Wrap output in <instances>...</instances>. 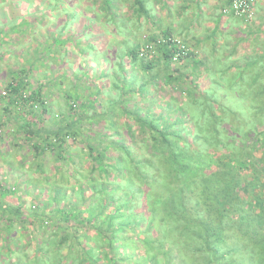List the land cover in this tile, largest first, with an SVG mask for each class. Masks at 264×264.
<instances>
[{"label": "trees", "instance_id": "trees-1", "mask_svg": "<svg viewBox=\"0 0 264 264\" xmlns=\"http://www.w3.org/2000/svg\"><path fill=\"white\" fill-rule=\"evenodd\" d=\"M129 1L145 13L140 0ZM87 2L106 20L101 26L97 15L85 18L87 30L107 44L97 55L106 56L113 37L122 34L130 68L140 66L138 86L133 89L134 71L129 76L118 65L119 98L108 110L109 134L102 135L82 121L77 113L82 104H73L66 92L63 109L52 113L59 86L47 91L50 82L37 77L39 63L50 68L43 63L48 52L29 57L10 74L0 94L4 110L12 108L23 119L28 107L25 123L16 129L25 143L34 137L38 143L29 151L28 180L0 184V255L6 258L1 264H264V86L250 90L243 69L238 80L230 68L215 77L187 45L176 61L167 46L141 58L145 44L173 36L131 47L128 24L116 20V0L68 4L85 9ZM76 15L81 9L71 16ZM29 27L25 20L9 30ZM64 44L56 38L50 50ZM262 75L255 73L252 82ZM148 91L163 95L155 107L140 105ZM29 116L41 125L36 132ZM76 143L80 151L72 150ZM31 178L53 191V207L46 210L47 201L24 210L14 197L13 186ZM48 225L51 230H45ZM14 227L27 231V246L12 236ZM90 243L95 247L85 248Z\"/></svg>", "mask_w": 264, "mask_h": 264}, {"label": "rangeland", "instance_id": "rangeland-1", "mask_svg": "<svg viewBox=\"0 0 264 264\" xmlns=\"http://www.w3.org/2000/svg\"><path fill=\"white\" fill-rule=\"evenodd\" d=\"M69 1L73 0H62V4L55 5L52 0H0V55H2V60L0 61V94L5 90L6 84L11 78L10 74L23 66L22 63L26 59H29V57L40 58L43 51H45V53L48 52L50 58H46L43 63L50 65L49 69H52V71L48 72L49 69L44 67L42 63H39L38 68L40 70L37 77L45 79L44 81L46 82H50L47 91L55 88V84L59 83V87L55 88L53 91L54 96L52 99L55 101H53L54 106L52 113H56L57 108L59 111L63 109L62 101L64 100V93L66 92L73 97V100L71 101L73 104H82L79 111H77L79 117L82 118V121L85 124L90 123L92 130H95L96 133L108 135L110 126L112 125L108 110L119 98L118 87L121 73L118 70V65L122 64L129 76L131 75L130 71H134V82L131 78V81L134 83V90L138 86L137 76H140V70L138 67L135 69L134 67L130 68L131 64L124 57V51L127 47L126 40H123V38L120 37L122 34L119 35L118 32L113 37L108 54L106 56L97 55L105 50L107 44L99 35L87 30L86 26L90 22L85 18H91L94 15H97L99 19L98 22H100L101 26L105 25L106 20L102 18L100 12L98 15L96 13V8L92 7L88 2L84 9L73 5L70 6L68 4ZM116 2L118 4L116 20L120 22L125 21V24H128L127 33L128 38L131 39V36H134L131 32L132 22L130 24V20H125L130 14L131 7L129 6L131 1L116 0ZM80 9L82 15H76V17L72 18L71 15L74 12L78 13ZM255 15L256 18L252 22H243L244 24H241L243 28H237L235 33L237 40L231 36L233 39V42L231 43H234V45L237 46L232 53H228L229 51L226 50V54L225 52H221V54L214 56V59L205 61V69L214 74V76H219L220 73L225 72L230 68L228 71L229 74H232L233 78L238 80L241 75L240 69H243L244 71H242V74L245 81H248L253 86L250 87V90L257 86H264V75H262L259 80L252 82V76H254L255 73L258 74V72H261L264 74V13L263 15H258L257 13ZM25 20H28L30 23V27L27 31L24 29H21L20 32L9 30L12 26L24 24ZM133 20L134 19H132V21ZM239 31L241 34L237 33ZM56 38L65 40L62 50H50V46ZM217 57H227L228 59H218ZM251 61H256L258 63L256 64L255 62V66L249 67ZM247 63H249V65H247ZM41 64L42 66H40ZM202 70L203 69H199L198 71ZM228 72L224 74V76H226ZM206 75L203 74L202 78L206 79ZM29 77L34 79L35 75L30 74ZM140 81L141 80L139 79V83ZM97 90H99V93L96 95ZM174 95L177 97L179 93L175 92ZM160 96L163 97V95L159 93L148 91L145 95L147 101H144L145 99L141 98L140 101L142 104L140 103V105L145 106L150 104L154 106L159 102L158 99ZM165 96L168 97L170 94L166 93ZM135 99L137 100L138 97L136 96ZM4 103L5 101L0 100V120L2 121V124L5 122V126L1 128L3 137L0 141L9 138L6 143L11 144L14 142V139L19 137V140L22 142H17L18 152L25 156L22 170L23 172L26 171L28 174L32 175V170L28 169V167L31 166V164L28 163L30 160L28 159L30 158L29 151H33V144H37L38 140L34 137L33 142L25 143L26 140H24L23 134H20L16 129L17 125L25 123L24 113L25 111H29V108L26 107V109L21 112V115L23 116L22 119L21 116H18V112L14 111L12 108L10 110L11 112L5 111ZM156 108H158V106ZM3 116H6V119L3 120ZM29 117L31 122H35L33 131L36 132L41 125L32 120V118H36L35 116ZM119 120L122 121L121 118H119ZM77 143L72 150H81V146ZM5 154V156H0V165H2L3 169L2 172V169L0 168V181H2V176H5L7 177L6 183H8V185H14L17 182V180L15 181L16 176H19V174L16 175V170L19 166L18 162L22 160L23 156L14 157L12 151H5ZM14 160L19 161L13 166ZM9 166L12 169H10ZM25 168L28 170H25ZM9 170H11V173L8 172ZM5 172L7 174H5ZM31 180H33V178H31ZM41 180L32 181L31 183L28 181V183L19 185L18 187L13 186L16 190L14 197L22 200L24 210H27L29 209V206H34L36 204H39L38 207L41 208L42 206H45L47 201L49 202H47L48 205L45 206L47 207L46 210L53 207V205L49 204V199L53 196V191L47 189L48 186H43ZM0 184L3 183L0 182ZM48 228L51 230V226L49 225L45 230ZM88 235L90 236L91 234L89 233ZM12 236L24 246H27V242L30 239L27 231H18V228L16 227H14V230L12 231ZM3 241L4 240L0 239L1 245ZM85 246L87 249L89 247H95L93 243ZM15 248L16 247H14V249ZM126 252L128 253V251ZM3 255V253L0 255V264L6 260ZM120 256L121 255H118V257H116L118 261H121L119 258Z\"/></svg>", "mask_w": 264, "mask_h": 264}, {"label": "crops", "instance_id": "crops-1", "mask_svg": "<svg viewBox=\"0 0 264 264\" xmlns=\"http://www.w3.org/2000/svg\"><path fill=\"white\" fill-rule=\"evenodd\" d=\"M140 1L142 2L145 13H141L138 7L133 6L132 3L130 4V24L132 22L131 32L134 34V36H131L132 46H139L147 38H156L162 37L163 35H170L181 39L188 46V49L191 51V53L193 52L198 56L199 59L204 61L214 59V56L221 54V52H225L226 54V50L229 51L228 53H232V51L237 48L234 43H231L233 42L231 36L237 40L235 33L238 27L243 28L241 26L243 21L238 18L223 14V10L226 8L228 0ZM256 13L258 15H263L264 0H257L255 2V14ZM132 19L134 20L132 21ZM237 33L241 34L240 31ZM217 58L225 59L227 57ZM137 64L138 63H136L134 69L136 67H140L138 66L139 64ZM56 85L58 87L59 83ZM4 119H6V116H3V120ZM4 123L5 122L2 124L1 121L0 128L5 126ZM8 139L9 138H6L0 141V156H5V151H12V155L14 157L20 156L17 142L22 141H20L19 137H17L14 140L12 139L14 142L8 144L6 143ZM31 141L33 142V140ZM18 161L19 160H14L13 166L16 165ZM18 163L19 166L16 170V175L19 174V176H16L15 181L17 179H27V175L29 176L30 174H28L26 171L23 172L22 167L24 162L20 160ZM28 163L32 164V159H30ZM0 168L2 169V165H0ZM9 168L12 169L10 166ZM10 171L11 170L8 172L11 173ZM5 174L7 173L5 172ZM2 177V181L0 182H6L7 177ZM18 180L17 182H20V180Z\"/></svg>", "mask_w": 264, "mask_h": 264}, {"label": "built area", "instance_id": "built-area-1", "mask_svg": "<svg viewBox=\"0 0 264 264\" xmlns=\"http://www.w3.org/2000/svg\"><path fill=\"white\" fill-rule=\"evenodd\" d=\"M256 0H229L223 14L232 13L236 18L244 23H250L255 19L254 3ZM173 47V61L185 55L186 44L177 37L156 38L151 43L145 44L144 50L139 53V57L146 58L149 55H156L162 47Z\"/></svg>", "mask_w": 264, "mask_h": 264}]
</instances>
